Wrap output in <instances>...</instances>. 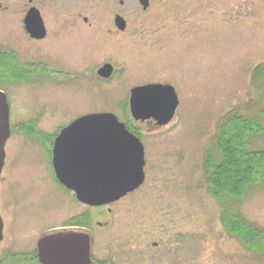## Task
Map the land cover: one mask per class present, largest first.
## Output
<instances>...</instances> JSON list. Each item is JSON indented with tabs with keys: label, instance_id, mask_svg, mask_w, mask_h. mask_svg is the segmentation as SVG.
<instances>
[{
	"label": "rangeland",
	"instance_id": "374dc122",
	"mask_svg": "<svg viewBox=\"0 0 264 264\" xmlns=\"http://www.w3.org/2000/svg\"><path fill=\"white\" fill-rule=\"evenodd\" d=\"M15 1L14 11L0 13V19L19 22L27 0ZM105 2L42 3L48 18L51 14L73 18L74 29L80 31L77 26L83 27L82 18L87 16L94 21L92 29L102 31L98 34L119 39V48L111 45L102 52L95 48L78 61L79 68L94 63L92 69L112 63L114 73L103 87L93 73L89 75L93 83L84 82L86 74L84 80L74 79L69 89H43L39 83L5 88L14 131L5 145L0 203L9 213L6 217L12 214L11 226L44 236L72 216L90 214L91 251L104 264H264V257L246 252L224 232L220 207L206 191L201 169L219 116L236 105L243 109L250 100L253 114L264 110V80L252 82L253 69L264 62V0H152L146 12L140 0H125L123 7L119 0H111L110 7ZM115 8L128 19L126 34L119 38L109 23ZM5 43L19 50L20 60L33 58L24 44ZM152 82L174 88L177 110L165 124L151 117L148 122L131 118L142 132L145 179L106 204L110 212L105 205L75 199L51 176L37 139L16 130L17 124L38 114L46 115L36 123L37 130L47 132L97 113H112L126 123L131 117L126 104L130 89ZM258 118L264 130V117ZM255 139L251 147L264 149V139ZM239 205L247 218L264 227V185L251 187Z\"/></svg>",
	"mask_w": 264,
	"mask_h": 264
},
{
	"label": "water",
	"instance_id": "95a60500",
	"mask_svg": "<svg viewBox=\"0 0 264 264\" xmlns=\"http://www.w3.org/2000/svg\"><path fill=\"white\" fill-rule=\"evenodd\" d=\"M30 18H40L39 13L32 9ZM110 72L111 66L105 65L100 74L108 76ZM178 102L172 86L148 83L131 90L129 105L136 120L151 117L165 124L173 117ZM9 113L7 94L0 89V176L10 136ZM52 162L58 180L75 193L78 201L91 206L119 199L140 186L145 177L140 138L112 113L82 116L64 127L54 140ZM2 228L0 216V240ZM91 243L90 235L80 229L50 232L39 241L41 262L96 264L90 257ZM65 250L67 256L63 254Z\"/></svg>",
	"mask_w": 264,
	"mask_h": 264
},
{
	"label": "flooded vegetation",
	"instance_id": "af4514ba",
	"mask_svg": "<svg viewBox=\"0 0 264 264\" xmlns=\"http://www.w3.org/2000/svg\"><path fill=\"white\" fill-rule=\"evenodd\" d=\"M10 1V3L8 2L9 4H5V2L1 0L0 13L4 12V14L7 15L8 12L13 10V8L18 5L15 0ZM46 1L47 0H38V4H36L34 0H27L22 10L23 14H20L21 16L19 15V22L17 23L13 19H0V58L4 60V65L0 68V88L5 91L6 86L15 83H25L28 85L39 83L40 87L43 89L51 87H55L57 89H69L74 87L72 82L74 79L78 82V78L82 76L81 79L84 80V76L86 74L88 77L84 80V82L93 83L94 80L89 78V75L93 73H96L97 83H101V86L103 87V81L108 80L112 73H114V66L110 61L103 62V64H99L95 67L93 66V69L91 66L94 65V63L83 68H79L77 64L79 59L91 53L95 48H101V52L106 47L111 45L119 48V39L113 41L112 37L98 34V32L101 31L100 28L92 29L94 21L89 20L87 16H83L82 18L84 26H77L80 31L74 29L76 27V21L73 18H57L52 14L51 17L48 18L46 12L42 9V3H45ZM49 1L52 2L53 0ZM105 1V7H110L109 2L111 0ZM151 1L152 0H145L142 3L140 0V7L143 12H146L150 8L152 5ZM125 3V0H119L118 4L120 7H123ZM32 9H35L39 13L40 18H37L39 20L30 18ZM33 21L35 24H33ZM110 22L114 37L119 38L120 36L126 34L128 19L127 16L120 11V9L111 11L109 23ZM52 25H54V28ZM10 27L11 30L7 31ZM8 36L13 38L10 39ZM13 40H16L17 43L20 42L24 44V50L33 58L26 59L27 61L20 60V54L17 53L19 50L14 46L5 43L8 41L13 42ZM101 54H104V52ZM33 59H37L38 61H34ZM105 65L111 66V72L108 76L101 75V69ZM23 74H26L27 80H19L21 76L23 77ZM134 87L130 89L128 103H126L127 113L129 112L131 116L126 122L137 129L136 124L131 119L133 116L129 108L131 90ZM42 115L44 116L46 114L34 115L31 118L29 117V120L26 121L34 122L36 126V123L40 121ZM144 121L137 120L136 122ZM123 123L127 125L125 122ZM64 127L60 126L55 132H47L42 129L41 131L37 130L38 133L41 132L42 134L44 133L51 136L50 140L52 146L50 147V150L48 147L45 148L44 146H38V149L42 154H44L43 156H45L47 160L46 166L50 170L51 176L63 187H65V185L62 184L55 175L52 159L54 140L60 135ZM32 129H34V127ZM36 129H34L35 132ZM13 131L14 130H11V135L13 134ZM53 133L54 135H52ZM140 133L142 134V132ZM50 140L48 142L49 144ZM69 191L74 195L71 190ZM108 205H105V207L107 212H110L111 209ZM103 207L104 206H101V208ZM7 213L8 212L4 211V208L0 203V215L3 222L2 237L0 240V264H20L21 262H26L28 264H42L39 241L44 233L42 234L39 232L37 234V232L28 231L24 227L17 228L15 226H11L10 222L12 221V217H10V215L12 214L6 217ZM73 217L74 216L70 217L65 224L62 225V227L54 228L52 231L81 229L87 232L93 241L92 232L90 231L92 216L87 214V216H85L86 219H82L83 222H86L85 226L75 225L72 223L71 219ZM24 246L31 247L27 249ZM91 249L92 243L90 248V257L92 261L96 264H100L98 261H103L104 263V260L94 258ZM73 257L74 255L72 254V258Z\"/></svg>",
	"mask_w": 264,
	"mask_h": 264
},
{
	"label": "trees",
	"instance_id": "16d2710c",
	"mask_svg": "<svg viewBox=\"0 0 264 264\" xmlns=\"http://www.w3.org/2000/svg\"><path fill=\"white\" fill-rule=\"evenodd\" d=\"M3 65L4 60L0 58V68ZM258 77L264 80V62L253 69L252 82L256 83L255 78ZM19 80H27L26 74ZM252 103L251 100L244 102L243 109L240 105L233 106L219 116L211 145L203 153L201 169L206 191L220 207L219 219L224 232L233 237L246 252L264 257V227L247 218L239 205L251 187L264 185V149L251 147L257 136L264 139V130L258 118L264 117V110L253 114ZM126 124L129 131L141 136L138 129ZM17 126L20 128L17 131L32 135L40 146L50 150L51 136L38 133L34 122H21ZM84 218L83 215L74 216L71 222L85 226L86 222L82 221ZM98 263L104 264L103 261Z\"/></svg>",
	"mask_w": 264,
	"mask_h": 264
}]
</instances>
